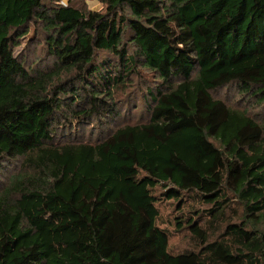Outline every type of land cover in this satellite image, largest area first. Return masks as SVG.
Returning <instances> with one entry per match:
<instances>
[{
	"label": "trees",
	"instance_id": "obj_1",
	"mask_svg": "<svg viewBox=\"0 0 264 264\" xmlns=\"http://www.w3.org/2000/svg\"><path fill=\"white\" fill-rule=\"evenodd\" d=\"M97 1L0 0V169L21 168L0 181V264H264V119L213 96L264 109V0ZM32 25L36 69L14 53ZM138 78L156 85L118 124ZM73 121L111 128L60 136ZM188 199L240 219L215 241L201 212L177 219L199 249L172 254L158 205Z\"/></svg>",
	"mask_w": 264,
	"mask_h": 264
},
{
	"label": "rangeland",
	"instance_id": "obj_2",
	"mask_svg": "<svg viewBox=\"0 0 264 264\" xmlns=\"http://www.w3.org/2000/svg\"><path fill=\"white\" fill-rule=\"evenodd\" d=\"M73 5L92 12H100L103 7L99 4L97 0H62L61 4ZM19 46L15 49V57L20 58L22 63L26 68H38L50 63V59L47 56L45 46V40L41 30L38 26L32 25L29 28V33L24 36L19 41ZM41 67V68H42ZM144 81L140 82V79L135 81L133 86L129 87L125 94L118 98L119 112L121 113V118L117 120V123H125L139 120L143 114L144 104L142 102L144 91L148 86H154L156 84L150 83V85L143 84ZM214 98L226 101L229 105L235 108L245 109L248 107L250 114L258 118V120L264 119V109L257 108L255 104H251L246 101L245 97L237 91L234 85L227 88L221 89L220 91L214 93ZM134 103L137 104L135 110ZM104 123V122H103ZM105 123L101 124L98 122H93L90 126L79 127L76 121H73L68 127L64 126L62 130L59 131V135H65L67 139L80 140L82 142H95L98 138L104 136L110 127H105ZM21 168L17 167L15 162H5L2 164L0 169V181L4 182L5 179L17 175ZM160 212L158 225L161 229H164L169 234V247L172 254H179L181 252L198 250L199 246L197 241L192 237L188 227L186 228L185 223L182 225L183 228H179L177 225V219L184 220V217H192L194 219H199L197 216L199 212L202 214L201 223L202 227L206 229L208 237L212 241L220 240L225 225L227 223H237L240 219V207H233L229 209L226 213L224 220L217 223L215 226H210L208 224L209 220L206 217L207 210L209 207H201L198 203L191 201L190 199L178 204L177 202H167L158 205ZM233 221V222H232ZM233 223V224H234Z\"/></svg>",
	"mask_w": 264,
	"mask_h": 264
}]
</instances>
